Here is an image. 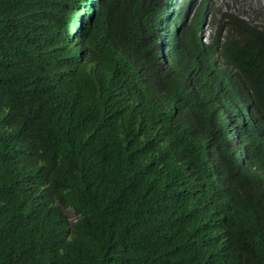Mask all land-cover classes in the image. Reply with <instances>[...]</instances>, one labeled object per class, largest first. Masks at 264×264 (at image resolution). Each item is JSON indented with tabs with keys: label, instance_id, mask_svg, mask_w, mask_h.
I'll return each instance as SVG.
<instances>
[{
	"label": "trees",
	"instance_id": "obj_1",
	"mask_svg": "<svg viewBox=\"0 0 264 264\" xmlns=\"http://www.w3.org/2000/svg\"><path fill=\"white\" fill-rule=\"evenodd\" d=\"M192 1L0 0V264H264V30Z\"/></svg>",
	"mask_w": 264,
	"mask_h": 264
},
{
	"label": "clouds",
	"instance_id": "obj_2",
	"mask_svg": "<svg viewBox=\"0 0 264 264\" xmlns=\"http://www.w3.org/2000/svg\"><path fill=\"white\" fill-rule=\"evenodd\" d=\"M197 1L198 0L192 1L191 5H190V7L186 13L187 21L191 20L192 15L194 13V10L197 6ZM189 16H190V18H189ZM238 18L243 19L241 17H238ZM245 22H247L248 26H249L247 34L251 35V33H250L251 31H262V30H264V14L263 15H254L253 19L246 20ZM204 26L202 29L201 37H202V41L205 44H208L210 41L211 29L208 32V39L205 37L203 39V35L205 34L204 33ZM224 36H225V32H222L221 39H224ZM167 53H170V52L168 51ZM220 66H222L224 70L229 72L230 77H232L231 83L234 84V86L236 88V102L234 105L236 121H235V123L232 124L231 127H228V131H229V136L234 138V140H237V145H238V143L241 142V135L243 133L242 127H243L244 123L248 122L253 117L259 115L258 114V108H257V102H256V99H255V96L253 94L251 87L247 84L248 82L246 83V81L243 79L244 76L242 75L241 70H240V74L243 77L241 75L238 76L236 74V72H238V70L233 65V63L228 61L226 58L221 59ZM254 129H255V131H254L251 142L255 139H259V140L264 141V122H263V119L259 124H257L255 126ZM263 166L264 165L258 166L255 163L252 165H248L249 172H251V176L253 178H255L256 181L258 178V186L257 187L263 188V190H264V170L261 171Z\"/></svg>",
	"mask_w": 264,
	"mask_h": 264
},
{
	"label": "rangeland",
	"instance_id": "obj_3",
	"mask_svg": "<svg viewBox=\"0 0 264 264\" xmlns=\"http://www.w3.org/2000/svg\"><path fill=\"white\" fill-rule=\"evenodd\" d=\"M213 8L214 10L219 9L220 12L226 11L229 14L241 17L246 21L253 19L254 15L264 14V0H212V9ZM209 14L210 13L207 15V21L210 18ZM217 17L219 18V15ZM204 25L205 34L203 35V39L204 37L208 39L210 26L206 25V23ZM67 214L71 216L70 212Z\"/></svg>",
	"mask_w": 264,
	"mask_h": 264
},
{
	"label": "bare ground",
	"instance_id": "obj_4",
	"mask_svg": "<svg viewBox=\"0 0 264 264\" xmlns=\"http://www.w3.org/2000/svg\"><path fill=\"white\" fill-rule=\"evenodd\" d=\"M217 7V6H216ZM185 8V7H184ZM213 14V13H212ZM161 32H163V30L161 31ZM230 121V120H229ZM244 168V167H243ZM239 179H240V177H239Z\"/></svg>",
	"mask_w": 264,
	"mask_h": 264
}]
</instances>
